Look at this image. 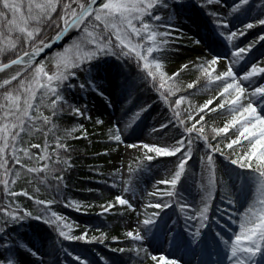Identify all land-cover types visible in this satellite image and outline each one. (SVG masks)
Here are the masks:
<instances>
[{"label": "snow or ice", "instance_id": "obj_1", "mask_svg": "<svg viewBox=\"0 0 264 264\" xmlns=\"http://www.w3.org/2000/svg\"><path fill=\"white\" fill-rule=\"evenodd\" d=\"M222 3L223 0H0V199L3 201L0 203V264H44V253L29 237L28 230L35 232L38 239L45 228L56 232L62 241L103 244L107 239L104 233L89 237L87 231L72 235L67 217L52 210V205L58 202L76 211L81 210L82 204L72 199L65 201L62 193V188L67 187L64 174L73 167L66 141L80 137L72 135L76 127L61 129L57 120L66 110L77 117L91 119L86 105L69 101L67 90L78 89L85 96L95 95L113 107V95L107 90L113 89L117 93L116 101L122 102L124 115L112 124L107 134L109 140L124 143L125 135L136 133L142 114L151 108L150 104L140 105L128 115L126 105L133 102L137 90L135 82L126 74L133 64L137 70L135 81L157 92L172 112V117L160 123L159 128L171 131L169 125H172L177 132L171 144L127 143V148L138 149L140 153L135 158L136 168L128 165V179L117 169L112 186H117L118 178L123 192L131 193L135 199L138 191L132 184V173L151 172L155 167L153 161L161 157H175V161H160L173 164L174 170L167 178L155 180V191L147 193L169 199L147 203L146 208L159 211L146 214L142 220L138 218L137 224L142 228L124 233L135 246L116 247L111 251H134L137 256L143 252L152 264H193L191 259H183L188 254L196 257L195 264H225V261L227 264H264V85L258 86L253 79L264 77V66H261L264 34L245 46L234 42L248 29L264 26V0L255 4L253 0H232L223 13L211 7ZM191 7L204 8L206 15L212 17L213 26L206 28L203 35L187 36L178 24ZM257 10L252 22H244L241 29L233 30V20ZM71 31L77 33L75 40L53 54L54 70L49 72L46 61L37 57ZM48 32L53 34L48 36ZM184 39L198 45L206 55L186 60L169 74L165 63L184 51L179 47ZM225 41L228 56L213 48ZM257 45L260 55H250ZM110 59L116 63L110 64ZM219 60H225L226 70L217 69ZM236 65L240 71L234 69ZM186 70L195 74L187 89L195 88L203 80L204 89L215 87L218 96L194 111L189 102L184 117L180 109L187 98L177 93L184 90L178 78ZM172 96H177L174 102L170 101ZM215 100L220 102L210 107ZM218 111L228 117L227 123L206 131L205 116ZM95 123L99 125L102 121L97 118ZM231 130L234 131L229 136ZM152 131L157 129L154 127ZM37 136L43 137L42 144L33 142ZM236 145L240 148H234ZM33 149L39 151L33 152ZM197 151L201 153L203 195L194 214L185 216L186 221H196L195 229L186 226L178 231L176 221L164 210L171 208L172 199L180 195L179 186L188 178L189 161ZM24 176L28 177L29 184L36 181L43 185L52 198L39 199L26 190H14ZM156 185L167 187L159 189ZM218 189L224 204L233 207L237 204V193H250L242 211L233 212L232 216L228 215L227 208L221 211L225 221L231 220L235 226L228 237L224 233L230 226L216 219L214 223L219 227H215L209 216L210 202ZM35 192H40L39 186ZM19 196L32 200L36 211L22 207L15 199ZM116 204L135 210L124 195H116L114 202L100 207L108 212ZM90 206L85 205V209ZM180 207L183 211L190 206L181 204ZM148 240L164 251L159 255L150 253L144 247ZM64 251L77 264H93L86 256L73 254L68 249ZM100 260L103 264H115L111 258L101 256Z\"/></svg>", "mask_w": 264, "mask_h": 264}, {"label": "trees", "instance_id": "obj_2", "mask_svg": "<svg viewBox=\"0 0 264 264\" xmlns=\"http://www.w3.org/2000/svg\"><path fill=\"white\" fill-rule=\"evenodd\" d=\"M232 3V0H230ZM259 0H253V3H258ZM230 4H227V0H223V3L217 6L227 8ZM215 6V5H214ZM212 7V6H211ZM193 9L196 12V16L200 21H203L207 26L212 27V17L206 15L205 9L201 7H191L186 14L193 13ZM257 11H253L249 14L254 19L257 16ZM248 17V16H247ZM245 22H252L253 20H246ZM238 24L239 22L236 21ZM239 27L242 26L239 24ZM52 32H48V36ZM264 34V33H262ZM77 33L61 48L57 49L47 57L46 70L49 72L53 71V63L51 57L54 53L62 51L64 47L73 43L76 38ZM261 35V34H260ZM255 38H251L250 41L243 44L247 45L249 42L253 41ZM253 52V49H252ZM255 56L256 54L253 53ZM252 55V53H250ZM114 60H109V63ZM261 66H264L262 64ZM128 79L134 81L137 90L134 92V100L138 101L139 106L148 98V93L153 92L152 89L145 85L135 81L136 68L135 65H129L128 67ZM188 74V73H186ZM83 78V77H81ZM263 82V83H262ZM199 82L195 88L187 89L186 86H182L184 90L180 91L178 95H188L192 97L193 94L198 90ZM261 85H264V77H262ZM76 94H80L81 97H85L84 94L80 93L78 89L67 90L66 95L70 102L75 103ZM95 96V95H92ZM171 101L174 102V99ZM84 105V104H83ZM79 106V105H78ZM45 114H48L45 112ZM145 114V113H144ZM87 115H90L87 112ZM213 115V113H212ZM210 115V117L212 116ZM91 116V115H90ZM102 121L101 124L97 125L95 123L96 119ZM57 123L60 125L61 129H67L76 127L77 131L74 132L73 136H79V139L69 138L66 143L70 148L68 156H70L71 163L73 167L69 169L68 172L64 174V181L67 184L66 188H62V193L64 200L72 199L76 201H81V210L76 211L71 207H64L63 202H58L52 205V210L57 211L59 214L67 217V223L72 227V235H79L87 231L88 236L99 237L101 233L106 234L107 239L103 244L93 243L85 244L82 241H62L56 232L52 229L45 228L41 231V238L38 239L35 232L28 230L29 237L36 243V246L40 248L41 252L44 253L43 260L47 264H77L76 261L72 259V256L66 254L64 249L73 254H79L81 256H86L88 260L92 261L93 264H103L100 257L111 258L115 261V264H139L149 261L145 253L141 252L139 256L133 252H112V248L116 247H134L135 245L131 242L125 235L126 229L124 226V220H129V213L131 210H127L126 206L115 205L114 208L110 209L108 212H103L101 205H106L108 202H114L116 195H119L122 191V182L116 178V187H113L114 174H116L118 162L121 156V152L117 148V143L115 141L109 140L108 129L112 126L110 123L103 122V118L100 116H91V119H86L83 117H77L70 114L67 110L65 113L59 117ZM82 126V128L80 127ZM212 126H207V130H210ZM33 142L43 143V137L37 136L33 138ZM235 147V146H234ZM38 149H33V152H38ZM105 153H107L105 155ZM201 153L197 151L194 154L193 160L189 161L190 164H194L199 161ZM160 159H170V157H161ZM222 159V158H220ZM18 167V166H17ZM219 174V173H218ZM167 178V176L162 177V179ZM39 186L40 192H35V188ZM156 188L161 189L159 186ZM14 190L22 191L26 190L30 195H33L39 199H51V192L46 190L43 185H38V182L34 181L32 184L28 183V177L24 176L21 178L17 184L14 186ZM153 188L149 192H153ZM220 189L217 190L216 196L211 203V208L209 211V216L213 218V225H215V220L219 219L221 223H226L229 225V230L224 234L226 237L231 236V220L225 221L224 217L221 215V211L225 208L228 209V215L232 216L235 212V207L232 205L224 204L220 197ZM148 192V193H149ZM147 195V194H146ZM0 197H2V185H0ZM146 203L143 204V214H150L154 211H159L158 209L146 208L145 205L149 202H156L158 200H168L169 198H161L159 195L146 197ZM22 207L35 212L36 206L32 200H29L27 196H19L15 198ZM0 203H3L0 199ZM172 207L165 209L164 211L170 213L173 211L175 214L174 221H176V229L178 231H183L186 226H190L191 230L195 229L194 220H185L187 214H194L191 209L183 211L181 210V202H177L176 198L171 201ZM85 205H91L85 209ZM103 213V214H101ZM123 216H127L126 219ZM143 216V218H144ZM142 218V219H143ZM24 231V230H22ZM206 231V230H205ZM115 238V239H113ZM62 241V242H61ZM41 244L43 245L41 247ZM145 247V246H144Z\"/></svg>", "mask_w": 264, "mask_h": 264}, {"label": "rangeland", "instance_id": "obj_3", "mask_svg": "<svg viewBox=\"0 0 264 264\" xmlns=\"http://www.w3.org/2000/svg\"><path fill=\"white\" fill-rule=\"evenodd\" d=\"M227 4H231L230 0H227ZM212 8L224 12L223 7H218L217 5H213ZM241 16L240 18H242ZM246 20H253L252 16H248ZM240 24L243 27L244 20L240 21ZM179 26L183 29L184 33L187 34V36H193L196 33H199V35H203L206 28H211L210 26H207L203 21H200V19L197 18L196 12L193 9V13L186 14L185 18L183 20H180L178 22ZM232 27L233 30L241 29L239 27V24L236 22V20L232 21ZM262 28L264 26H255L252 29H248L244 36H239L234 42L242 46L243 44L247 43L251 40V38H257L258 35L264 33L262 31ZM227 42L225 41L224 44H218L213 45L214 51L220 52L224 54L225 56H228L229 50L224 45ZM179 47L184 49L179 55V57H174L166 61L165 63V70L171 74L172 72H175L178 70L179 66L182 63H185L188 59H194L197 55H206V52H202L200 47L198 45H193L188 39H184L180 44ZM259 48V45H257V48L253 49V53L256 54V56L260 55V52L257 51ZM116 61L111 62L110 64H115ZM217 69L218 70H226V62L225 60H219L217 62ZM234 69L236 71H240V68L238 65L234 66ZM188 73V74H186ZM126 74L128 75V70H126ZM82 77V74H81ZM182 84V86H186L187 83L192 82L195 79V74L191 70H186L185 72H182L180 77L178 78ZM257 85H261L262 77L257 76L253 78ZM200 85L198 86V90L193 94L192 97H189L188 95H178L177 96H184L187 99L182 102L181 104V115L186 117L189 102L192 105V110L198 109L199 106H202L208 99H212L216 96H218V90L213 87L211 90H205L203 85L204 81H200ZM263 83V82H262ZM150 88V87H148ZM107 89V86H106ZM151 89V88H150ZM111 92L114 99V106L109 107L101 98L97 96H92L91 94L85 96L84 98L80 96V94H76V101L77 105L83 106L86 105L88 109V113L91 116H100L103 118V122L110 123L111 125L115 123L124 113L121 111V103L116 101L117 93L113 89H107ZM177 96L170 97V101L174 99V101L177 99ZM145 101L141 104H150L151 108H149L148 112L145 114H142L143 118L141 121H139L140 127L137 128L136 133H134L132 136H127V134L124 137L125 142L121 144H117V148L121 152V156L118 162L117 169H121L124 173L125 179L129 178V173L127 171L128 165L131 164L133 168H136L135 164V158L140 154L138 149H129L126 147L127 143H133V142H139L143 141L145 143L149 144H171L172 136L177 132V129L172 127V125H169V128H171V131L168 129H160L159 124L162 122H166L169 118L172 117V112L169 111L168 107L159 99L158 93L153 91L151 93H148V98L144 99ZM245 102H247V94L244 97ZM138 101L133 99V102L131 104L126 105V109H128V115L130 116L132 112L136 111V108L139 106L137 103ZM220 101L215 100L214 104L210 107H214L216 104H218ZM260 109L258 108V111ZM223 111V110H220ZM213 113V115H212ZM205 116V123L207 126L217 127L221 128L225 123H227L228 117L221 116L220 112H212ZM203 115V114H201ZM210 115H212L210 117ZM127 118V117H125ZM196 119H199L197 116ZM156 128L157 131L153 132L152 128ZM232 131H229L228 135L232 136ZM246 143V142H244ZM234 148L239 149L240 146L236 145ZM175 161V157H170V159H158L154 160L153 164L155 167H153L151 172L147 173H132L131 174V180L132 184L137 186L138 195L135 199H132L131 193H124L123 192V184H122V191L119 195L126 196L129 201L134 205L135 210L130 212V220H124V226L127 231L135 230L138 227L142 228V225L137 224V220L142 219L143 217V210L142 205L146 203V194L151 191L154 187L155 180L162 179V177H165L167 175L171 174V171L174 170V165L171 163H161L160 161ZM217 167L219 169L220 167V160H217ZM167 170V174H166ZM189 176L185 181H182V185L180 187V195L176 197L177 202H181V204L189 205L190 207L185 208L186 210L191 209L192 212H194L195 209H197L200 206L201 197L203 195V192L201 190V185L204 183L201 175H200V164L199 161L195 162L194 164H190L188 167ZM159 186L161 189L166 188V185H156V187ZM217 192V191H216ZM250 193H244L239 194L237 193L238 199L237 204L235 205V212H239L243 210V205L246 203V200ZM216 196V193L214 194L213 199L210 203L214 200ZM168 216L174 220L175 214L173 211H170L168 213ZM126 217V216H125ZM238 218V217H237ZM71 224V223H70ZM69 224V225H70ZM235 227V226H233ZM144 246L148 248L150 253L153 254H161L164 249H161L157 246L155 242H151L150 240L146 241ZM31 259V258H29ZM183 259L185 261L191 259L193 264H195L196 257L192 256L191 254L183 256ZM44 264H47L46 261H44ZM139 264H152V261L149 259V261H145L144 263ZM225 264H227V261H225Z\"/></svg>", "mask_w": 264, "mask_h": 264}, {"label": "water", "instance_id": "obj_4", "mask_svg": "<svg viewBox=\"0 0 264 264\" xmlns=\"http://www.w3.org/2000/svg\"><path fill=\"white\" fill-rule=\"evenodd\" d=\"M52 34L53 33H51L49 36H51ZM75 34H76L75 31L69 32V34L67 36H65L62 40L57 41L55 44H53V46L51 48L45 49V51L43 53H41V56L37 57V59L38 60L44 59L45 57H47L49 54H51L55 50L61 49Z\"/></svg>", "mask_w": 264, "mask_h": 264}]
</instances>
